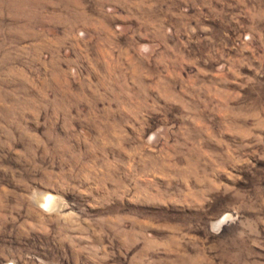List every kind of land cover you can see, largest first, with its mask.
<instances>
[{
	"label": "rangeland",
	"instance_id": "374dc122",
	"mask_svg": "<svg viewBox=\"0 0 264 264\" xmlns=\"http://www.w3.org/2000/svg\"><path fill=\"white\" fill-rule=\"evenodd\" d=\"M0 264H264V0H0Z\"/></svg>",
	"mask_w": 264,
	"mask_h": 264
},
{
	"label": "bare ground",
	"instance_id": "6f19581e",
	"mask_svg": "<svg viewBox=\"0 0 264 264\" xmlns=\"http://www.w3.org/2000/svg\"><path fill=\"white\" fill-rule=\"evenodd\" d=\"M54 198H55V197H54ZM52 202H53V196L50 194V195H48V196L46 197L44 203H45L46 205L49 206V205L52 204Z\"/></svg>",
	"mask_w": 264,
	"mask_h": 264
}]
</instances>
